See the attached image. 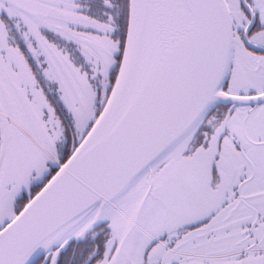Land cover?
<instances>
[{
	"label": "snow or ice",
	"instance_id": "snow-or-ice-1",
	"mask_svg": "<svg viewBox=\"0 0 264 264\" xmlns=\"http://www.w3.org/2000/svg\"><path fill=\"white\" fill-rule=\"evenodd\" d=\"M0 264H264V0H0Z\"/></svg>",
	"mask_w": 264,
	"mask_h": 264
}]
</instances>
